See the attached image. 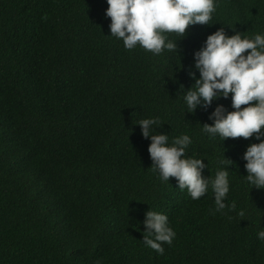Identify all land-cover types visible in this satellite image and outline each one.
Masks as SVG:
<instances>
[{"label": "trees", "instance_id": "obj_1", "mask_svg": "<svg viewBox=\"0 0 264 264\" xmlns=\"http://www.w3.org/2000/svg\"><path fill=\"white\" fill-rule=\"evenodd\" d=\"M107 7L0 0V264H264V189L246 181L243 159L259 141L201 131L217 104L233 110L231 94L193 112L182 99L207 35L264 33V0H218L209 24L165 33L177 51L158 55L111 36ZM149 117L170 141L191 137L185 156L202 158L205 177L233 161L234 209L213 213L211 188L193 200L159 179L135 124ZM148 208L176 233L163 254L142 241Z\"/></svg>", "mask_w": 264, "mask_h": 264}, {"label": "clouds", "instance_id": "obj_2", "mask_svg": "<svg viewBox=\"0 0 264 264\" xmlns=\"http://www.w3.org/2000/svg\"><path fill=\"white\" fill-rule=\"evenodd\" d=\"M218 0H106L105 15L110 17V35L121 39L125 49L137 45L153 55L163 50H176V41L165 33L182 37L189 25L209 24ZM231 27V26H230ZM245 50H248L247 52ZM195 72H189L194 83L182 91V99L190 112L198 106L207 109L214 99L228 98L231 107L217 104L209 113L211 124L203 123L201 131L209 136L225 138L253 137L258 143H250L243 153L246 161V181L256 188L264 189V33L251 37L236 31L227 35L223 27L207 35L203 45L193 53ZM183 89V86L181 87ZM241 105H246L241 107ZM141 135L150 139L147 151L152 161L151 168L161 181L173 177L179 189L187 190L193 199L204 196L211 188L214 197L213 213L226 207H236L235 201L225 204L229 192V165L233 163L224 156L218 160L214 176L202 175L207 164L202 158L185 156L192 143L187 133L169 140L163 132L159 118H141ZM155 126V127H153ZM244 215L243 210L238 213ZM142 241L145 246L163 254V243L171 245L176 236L165 213L148 210L144 213ZM259 240H264V228L257 231Z\"/></svg>", "mask_w": 264, "mask_h": 264}]
</instances>
